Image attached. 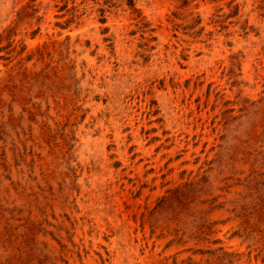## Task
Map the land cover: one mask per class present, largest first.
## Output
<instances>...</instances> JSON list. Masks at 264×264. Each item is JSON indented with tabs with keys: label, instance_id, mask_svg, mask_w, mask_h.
Segmentation results:
<instances>
[{
	"label": "rangeland",
	"instance_id": "rangeland-1",
	"mask_svg": "<svg viewBox=\"0 0 264 264\" xmlns=\"http://www.w3.org/2000/svg\"><path fill=\"white\" fill-rule=\"evenodd\" d=\"M0 264H264V0H0Z\"/></svg>",
	"mask_w": 264,
	"mask_h": 264
}]
</instances>
